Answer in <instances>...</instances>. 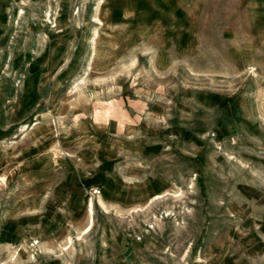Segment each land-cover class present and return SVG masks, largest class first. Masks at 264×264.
Instances as JSON below:
<instances>
[{"label": "rangeland", "instance_id": "obj_1", "mask_svg": "<svg viewBox=\"0 0 264 264\" xmlns=\"http://www.w3.org/2000/svg\"><path fill=\"white\" fill-rule=\"evenodd\" d=\"M8 6L0 264H264V0Z\"/></svg>", "mask_w": 264, "mask_h": 264}, {"label": "crops", "instance_id": "obj_2", "mask_svg": "<svg viewBox=\"0 0 264 264\" xmlns=\"http://www.w3.org/2000/svg\"><path fill=\"white\" fill-rule=\"evenodd\" d=\"M8 3H9V0H0V26H3L5 24L3 20L6 15V11L8 10V7H9ZM90 208L92 210V203L90 205Z\"/></svg>", "mask_w": 264, "mask_h": 264}]
</instances>
